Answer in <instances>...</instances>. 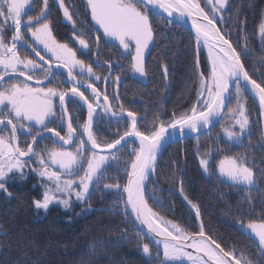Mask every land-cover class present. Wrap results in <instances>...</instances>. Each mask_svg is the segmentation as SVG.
I'll list each match as a JSON object with an SVG mask.
<instances>
[{"label":"snow or ice","instance_id":"1","mask_svg":"<svg viewBox=\"0 0 264 264\" xmlns=\"http://www.w3.org/2000/svg\"><path fill=\"white\" fill-rule=\"evenodd\" d=\"M55 3L71 27L73 46L54 34L49 0H41L38 11L37 0H0V192L12 197L9 183L34 174L40 188L39 198L32 200L37 214H47L52 206L66 212L76 204L90 209L94 196L111 195L112 212L135 225L134 236L148 264H253L246 253L235 246L222 247L206 231L200 206L185 194L182 177L174 178L194 217L192 222L185 220L187 227L156 210L164 208V201L151 187L158 157L169 145L193 139L204 175L243 193L249 205L252 193L264 191V167L250 162L254 156L232 151L251 150L257 125L259 147L264 149V64L253 65L259 76L245 66L251 51L246 20L236 17L239 35L233 40L236 9L229 0H205L204 6L201 0H84L82 9L71 0L67 5L65 0ZM189 20L190 33L194 30L196 98L166 121L154 114L149 124L120 101L121 76L113 72L114 62L100 61L101 35L105 44L121 49V60L128 62L127 70L115 62L119 72L144 78L157 23L184 26ZM254 35L264 44V14ZM93 49L92 63L77 55L88 58ZM105 64L107 71L101 75L96 69ZM162 72L167 79V64ZM249 98L258 103L257 120L251 119ZM78 109L86 110L85 120L78 115L73 119ZM105 116L110 128L116 125L110 142L98 138ZM216 127L225 147L221 135L209 131ZM201 137L212 141L206 150L200 147ZM172 206L170 201L168 211ZM255 214L250 207L242 214L247 220L238 219L237 226L256 242L257 264H264V216L254 219ZM122 235L127 237V230ZM95 250L93 245L91 251Z\"/></svg>","mask_w":264,"mask_h":264},{"label":"trees","instance_id":"2","mask_svg":"<svg viewBox=\"0 0 264 264\" xmlns=\"http://www.w3.org/2000/svg\"><path fill=\"white\" fill-rule=\"evenodd\" d=\"M66 2L69 4L70 0ZM71 3L77 9H82L84 4L83 0H71ZM229 3L236 9L231 24L232 38L235 40L239 35L236 29L238 16L246 20L245 29L251 49L245 66L250 74L259 76L260 72L253 71V65L264 64V44L254 33L264 14V0H229ZM41 6V0H37V11ZM50 18L53 19L52 27L57 39L73 46L72 34L64 26L63 30L60 28L61 15L54 6L51 7ZM192 35L176 24L158 22L155 47L150 46V55L145 57L147 76L133 78L131 72L119 73L122 79L118 88L119 99L126 109L138 114V119L146 117L150 124L154 114L159 113L160 118L166 121L173 112L179 113L192 105L196 98ZM104 48L101 47L100 60L120 61L127 70L126 60H121L113 51ZM103 51H106V55H103ZM203 61L204 53H201L202 64ZM164 64L169 69L167 79L162 72ZM247 107L252 120L260 118L259 108L251 98ZM79 111L84 114L83 109ZM99 129V139L109 142L113 139V129L103 130L100 126ZM211 131L214 135H221L219 127ZM260 135L257 125L251 150L233 147L232 151L247 153L250 158L254 156V161L250 162L264 167V149L259 147L262 142ZM211 144V139L201 137L202 150ZM225 146L221 135V147ZM195 148L196 141L189 139L169 145L160 155L151 187L155 189V195L163 199L164 208L156 210L186 227L185 220H194L192 210L179 194L178 182L174 178L179 175L184 180L185 194L200 206L206 231L216 237L222 247L235 246L238 251L246 253L253 264H257L259 255L256 242L239 230L237 220L243 218L246 221L247 217L242 214L250 207L256 209L254 219L264 216L261 211L264 209V191L252 193V205L244 203L243 193L203 174L194 154ZM14 182L8 185L12 197L1 193L0 264H148V258L143 255L134 236L135 225L125 223L122 216L112 212L113 196L105 195L103 199L100 195L94 196L91 208L86 210L76 204L71 211L52 206L47 214L43 211L37 214L32 200L40 196L38 178L33 174L27 180ZM170 201L173 206L168 211ZM195 226L193 224L189 230ZM125 230L127 237L122 235ZM93 245L96 248L94 252L91 251Z\"/></svg>","mask_w":264,"mask_h":264},{"label":"rangeland","instance_id":"3","mask_svg":"<svg viewBox=\"0 0 264 264\" xmlns=\"http://www.w3.org/2000/svg\"><path fill=\"white\" fill-rule=\"evenodd\" d=\"M83 2H84V0H83ZM203 3L205 4V0H201V5L203 6ZM65 4L67 5V2H66V0H65ZM52 6H54V8H56L58 11H59V13H60V15H61V19H62V21H60V28L63 30V26H64V29H66V30H69L70 32H71V34H72V31H71V27H70V25H68L67 24V22L64 20V18H63V15H62V10L61 9H59L58 8V6L56 5V3H55V0H49V7H50V9H51V7ZM207 10V9H206ZM52 21H53V19H52ZM78 27H79V24L77 25ZM178 26H180V25H178ZM182 27V26H181ZM184 28V27H183ZM186 29V28H185ZM187 30V29H186ZM189 31V30H188ZM193 34V33H192ZM89 43L91 44L92 43V41H91V39L89 40ZM100 44H102V47H110L112 50L111 51H113L115 54H116V56H118V57H120V52L122 51L121 49H119V48H117V47H112V46H110V45H107V44H105L104 43V37L101 35V40H100ZM77 55H78V57H80V58H84L85 59V62L86 63H92L93 61H94V58H95V55H96V50L95 49H93V55L92 56H90V57H88V58H85V57H81L80 56V53L78 52L77 53ZM112 62H114L113 63V66H114V68L115 69H118L119 68V65L118 64H116L115 62L116 61H112ZM97 70V69H96ZM99 73H101V75H103V74H105L106 72H100L99 70H97ZM125 72V71H124ZM119 73H123V72H117V74H119ZM122 83V79L120 80V83H119V86H120V84ZM257 104V103H256ZM115 106V105H114ZM257 106H258V104H257ZM70 107V111H72V109H71V106H69ZM258 108H259V106H258ZM84 110V114L82 115V113L79 111V109L78 110H75L74 112H73V119L75 120V117H76V115H78L79 117H80V120L81 121H83V120H85L86 119V110L85 109H83ZM80 114H81V116H80ZM102 120H103V123H101L99 126L103 129V130H110V129H113V132H115V130H116V125L115 124H112V126H111V128L108 126V118H107V116H105V117H102ZM115 120V118H113V121ZM212 129H209V131H211ZM112 132V133H113ZM63 134V133H62ZM187 140H189V139H187ZM183 141H186V140H183ZM71 147V146H70ZM160 157V156H159ZM159 157H158V159H159ZM157 159V160H158ZM30 175H33V174H29V176ZM31 181H32V179H31ZM40 194V193H39ZM2 195H0V199H2Z\"/></svg>","mask_w":264,"mask_h":264},{"label":"flooded vegetation","instance_id":"4","mask_svg":"<svg viewBox=\"0 0 264 264\" xmlns=\"http://www.w3.org/2000/svg\"><path fill=\"white\" fill-rule=\"evenodd\" d=\"M101 47H102V44H100L99 45V55H100V53H101ZM107 50V49H109L110 51L112 50L110 47H106V48H104V50ZM114 53V52H113ZM103 55H106V51L103 53ZM95 59V58H94ZM101 61V63H103L105 60H100ZM95 67V66H94ZM124 69L126 70V67H124ZM97 70H99L100 72H106L107 71V65L105 64L104 65V67L103 68H101V69H97ZM113 72L114 73H117V72H119V68L118 69H115L114 68V66H113ZM65 87L67 86V85H64ZM101 87H104V85H100ZM107 91H108V94H109V96L111 97V93H112V81L110 80L109 82H108V85H107ZM87 94V93H86ZM13 183H15V182H13ZM9 184H12V183H9Z\"/></svg>","mask_w":264,"mask_h":264},{"label":"water","instance_id":"5","mask_svg":"<svg viewBox=\"0 0 264 264\" xmlns=\"http://www.w3.org/2000/svg\"><path fill=\"white\" fill-rule=\"evenodd\" d=\"M166 15V14H165ZM190 24H191V21L189 20L188 21V24H186V25H184V26H182V27H184V28H186L187 30H189V27H190ZM179 25V24H178ZM193 33H194V30H193ZM257 103V102H256ZM258 104V103H257ZM184 140H187V139H184ZM66 147H70V146H66ZM191 251V250H190Z\"/></svg>","mask_w":264,"mask_h":264},{"label":"bare ground","instance_id":"6","mask_svg":"<svg viewBox=\"0 0 264 264\" xmlns=\"http://www.w3.org/2000/svg\"><path fill=\"white\" fill-rule=\"evenodd\" d=\"M176 25H178V24H176ZM105 51H103V53H104ZM252 99V98H251ZM253 100V99H252ZM254 101V100H253ZM255 103H256V101H254ZM114 105V104H113ZM14 181H21V180H14ZM14 181H12V182H10V183H13ZM1 193H3V192H0V195H1ZM4 194V193H3Z\"/></svg>","mask_w":264,"mask_h":264}]
</instances>
